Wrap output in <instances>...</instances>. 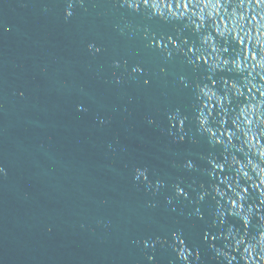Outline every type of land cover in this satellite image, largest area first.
I'll use <instances>...</instances> for the list:
<instances>
[{
	"label": "water",
	"instance_id": "95a60500",
	"mask_svg": "<svg viewBox=\"0 0 264 264\" xmlns=\"http://www.w3.org/2000/svg\"><path fill=\"white\" fill-rule=\"evenodd\" d=\"M172 7L178 18L125 0H0V264H228L217 248L246 264L243 246L228 247L229 229L246 230L229 198L253 209L247 243L264 230V135L242 115L248 88H225L242 75L213 69L203 36L228 49L222 58L251 46L217 32L232 26L223 0L204 29L199 0ZM206 86L231 102L209 101Z\"/></svg>",
	"mask_w": 264,
	"mask_h": 264
},
{
	"label": "clouds",
	"instance_id": "9594fccd",
	"mask_svg": "<svg viewBox=\"0 0 264 264\" xmlns=\"http://www.w3.org/2000/svg\"><path fill=\"white\" fill-rule=\"evenodd\" d=\"M82 2V0H81ZM173 0H125L129 8H133L135 10H139L141 3L145 7H150L151 14L159 16L162 19L169 18H178L177 13L180 12L179 8L172 7ZM185 4L189 2H194V0H183ZM199 3L203 5L200 8V13L198 19L200 23H196L195 20H192V23H196L197 29H204L205 27V10H208V18H212L214 14H218L219 6L221 5V0H199ZM223 4L225 5L224 11L228 14L227 5L232 6V11L230 13L231 16V24L229 27L228 23H224L223 27L217 24L216 30L222 37V39L230 44H235L236 40L247 39L248 44L251 46L249 49V54L244 55L243 59H241L240 53H235V58H222V51H228L227 48L221 49L217 45V39L212 35V32H207L203 36V42L209 48L212 49V53H215V58L210 59L212 54L209 57H203L206 61H210L213 69L215 68H225L228 65H231V69H234L237 73L242 75V86H236L234 84H230L229 81H225V88L231 90V95H237L238 93L243 95L244 88L247 87L249 93H252L251 100L249 104L245 105L242 109V115L245 116V120L247 124L250 126L248 131L253 132V138H255L254 129H259V133L264 135V0H223ZM182 14V13H181ZM71 4L69 5V9L67 10V16H71ZM193 16H196L197 13L193 11ZM259 19H256V17ZM222 19V18H221ZM243 31V36H240V32ZM231 37V39H229ZM173 43V42H172ZM91 48L92 45H89ZM259 50V58H256V49ZM99 51V49H96ZM251 56V59H249ZM198 57L197 59H200ZM134 71H142L139 67L134 69ZM246 73V75H243ZM259 77V79H257ZM183 80V77L181 78ZM147 83V81H146ZM253 89H256L257 92L260 93V98L258 99L255 93L252 92ZM204 95L208 97V100L216 99L221 106H223L224 101L228 100L229 103L231 100L228 95L219 96L215 91H213L210 87H205L201 89ZM247 98V97H246ZM255 101V103H252ZM225 113H227V109H225ZM209 115L211 112L209 111ZM200 122L201 126L205 128L207 132H210L211 129L207 127L208 124V116L204 115L203 110L200 112ZM169 119L172 121H179L180 130L183 131V123L184 120L180 118L178 112H173L170 114ZM152 123V121H149ZM223 135V133H222ZM247 135V132L245 133ZM212 137H215V132H212ZM182 140L183 137H180ZM219 142H221L220 138H216ZM261 156L264 157V151L261 152ZM213 163H215L213 161ZM251 163V161H249ZM188 167H192L191 162H189ZM216 167L223 169V164H216ZM241 170H243V166H241ZM255 170V168L253 169ZM0 172H4L3 168H0ZM136 175L135 179L140 180L141 178L144 181H148V169L147 168H137L135 170ZM261 173H264V169L260 170ZM245 176H248V172L244 171ZM258 175L260 173H257ZM261 182L264 183V178L261 179ZM149 187H151V181H148ZM162 182L157 181L156 187L159 188ZM258 186V185H257ZM237 187H241L237 182ZM177 191L182 192L183 190L177 186ZM244 192L247 193V188H244ZM217 195H219V191H216ZM261 197L264 198V190L261 191ZM235 196H238L241 201L245 199L244 195L240 192H235ZM223 197V196H221ZM203 199V196L201 197ZM231 201V209L229 210L231 214L240 217L245 225L244 234H238V232L233 233L231 229H229L228 237L234 241V244H229L228 247L233 251H239L241 246H243V251L240 253L241 258L246 262V264H264V230H261L258 235H254L250 240L246 243L248 238L247 227L250 224L253 216V209L251 206L244 209L243 204L240 205L239 210H237L236 200L233 198H229ZM262 203H264V199H262ZM224 213L221 211V216ZM260 219L264 221V216H261ZM176 235V234H174ZM238 236V238H237ZM176 239L179 240L181 244H183V240L180 239L178 235H176ZM188 250L186 248H182L179 251V255L187 261L188 257L185 253ZM217 255L223 256L228 264H232L233 261L237 259L236 256L231 255L229 251H224L223 249H216ZM258 257V259H257ZM152 259V257H149Z\"/></svg>",
	"mask_w": 264,
	"mask_h": 264
}]
</instances>
